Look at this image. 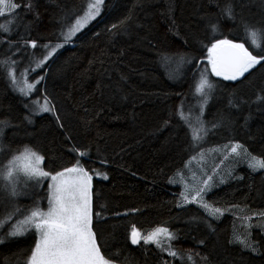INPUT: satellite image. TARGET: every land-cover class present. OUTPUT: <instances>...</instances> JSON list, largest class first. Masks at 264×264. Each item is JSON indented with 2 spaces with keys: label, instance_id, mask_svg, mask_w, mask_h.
<instances>
[{
  "label": "trees",
  "instance_id": "16d2710c",
  "mask_svg": "<svg viewBox=\"0 0 264 264\" xmlns=\"http://www.w3.org/2000/svg\"><path fill=\"white\" fill-rule=\"evenodd\" d=\"M15 3L20 21L0 16L8 29H0V168L28 148L41 154L50 175L32 182L18 175L15 195L0 179V220L7 221L0 264H27L37 235L11 236V228L47 206L51 175L78 162L107 174L93 179L92 229L111 262L264 264V168L235 164L206 193L220 215L183 203L181 186L171 183L208 147L241 145L264 160V62L230 80L210 71L208 58L217 40L264 54L249 47L244 27L264 28V0H106L102 14L68 43L63 34L83 0ZM6 42L37 51L36 58L46 45L63 47L32 71L36 58L15 68L14 54L3 52ZM17 70L39 80L38 94L16 89L10 73ZM202 77L212 87L200 93ZM42 97L54 110L34 114L32 102ZM133 226L140 234L170 229L176 255L143 239L133 244Z\"/></svg>",
  "mask_w": 264,
  "mask_h": 264
},
{
  "label": "snow or ice",
  "instance_id": "6c2138e0",
  "mask_svg": "<svg viewBox=\"0 0 264 264\" xmlns=\"http://www.w3.org/2000/svg\"><path fill=\"white\" fill-rule=\"evenodd\" d=\"M103 4L104 0H92L88 4L84 17L77 19L76 24L69 28L67 33L63 34L64 42H70L71 37L76 32L92 19H95L100 14ZM17 7L19 5L15 3V0H0V16L6 13H14ZM229 15H231L230 12ZM244 27L249 47H252L253 50L260 48L261 52H264V48H261V42L264 41V28H256L250 25ZM0 29L8 31L3 24H0ZM213 31H215V26H213ZM31 43L33 47H36L35 41ZM60 47H63V45L58 44L53 47L44 57V60L37 64V67H40ZM209 53L211 54L212 70L215 75L230 80L238 79L256 65L264 62V54L253 55L243 43H233L231 40H217L209 48ZM10 75L15 80L14 73H10ZM34 86V84L26 83L28 90H31ZM205 87L210 89L212 85L206 78L202 77L197 85V92L203 93ZM20 91L27 94L25 88H20ZM48 103L45 98V104L41 106L40 110L44 112L53 111L54 109L48 107ZM194 138H201L199 130L194 132ZM241 147L240 145H233L231 153L238 154V149ZM81 155H86V153H81ZM42 162V156L31 149L25 148L20 155L14 156L8 165L0 168V179L9 181L12 185V194L15 195V180L18 179L21 171L28 178L50 175L40 167ZM250 167L264 168V160L251 157ZM73 173L74 176L70 175ZM51 179L53 183L50 185L48 210L43 211L37 206L23 220L17 221L13 231L9 233L11 236L23 235L29 228H35L39 233L40 238L31 251L27 264H111L110 260L101 254L95 233L91 228L92 211L89 195L91 176L77 165L56 173ZM204 184L207 186V181ZM204 191V187L198 189L196 195L192 198L193 201H196L197 197L202 199L201 194ZM184 198L188 202L186 195ZM203 206L209 208L212 215L221 212L218 208L211 209L207 204ZM8 219H11V215ZM6 222V220H0V227ZM161 234L169 239L173 238L172 233L167 228L162 227L156 228L147 236L142 237L133 226L132 243H139L140 239H143L145 243L155 242L159 246L158 237ZM236 239L239 240L240 237L237 236ZM241 242L245 243L246 246H250L247 245L246 241ZM170 254L176 255L175 252Z\"/></svg>",
  "mask_w": 264,
  "mask_h": 264
},
{
  "label": "rangeland",
  "instance_id": "374dc122",
  "mask_svg": "<svg viewBox=\"0 0 264 264\" xmlns=\"http://www.w3.org/2000/svg\"><path fill=\"white\" fill-rule=\"evenodd\" d=\"M91 2H92V0H83V3L85 6H84L82 12L74 19V21L69 26H67L65 33H67L69 31V28H71L73 25L76 24L77 19H81L82 17H84V15L88 9V4ZM105 2H106V0H104V4L101 8L100 14L98 16H96L95 19H92L90 22H88L83 28H81L78 32H76V34L81 32L82 30H84L88 25H90L94 20H96L102 14ZM4 16L6 18L9 17L11 23H15V22L17 23L18 21H20V17H18L15 12L14 13H6ZM74 36H72V37H74ZM233 43H235V42H233ZM58 44H62V43L58 42V43H52V44L47 45V47H46L47 53L44 55V57L47 56L48 52L51 51V49ZM58 49H57V51H58ZM44 51H45V47L43 48V53H44ZM3 52H12L14 54V62H15L14 66H15V68H20L22 65L28 64V62H30L31 60L36 58V56H34V54L37 51L32 50V49L28 50L25 45L14 46L12 43L6 42L3 46ZM40 54H41V51L38 52V56ZM210 55L211 54L209 53L208 58L210 61V67L212 69V63H211ZM44 57H37L39 59L36 58L35 63L32 67V71L39 69L50 58L49 57L46 61H44V63L40 67H37V64L40 61L44 60ZM25 69H27V68H25ZM210 71L213 72V70H210ZM14 75H15V79H16V80H14V82L16 84H18L21 88H25L27 95H29L30 93L32 95L38 94L37 86H38L39 80H37V79L36 80H30L28 77V72L25 70L14 71ZM26 83H31V84H34L35 86L31 90H28L26 88ZM16 89L20 91V89H18V88H16ZM210 92H211V90L209 91L207 97L204 96V98L206 97L203 100L204 102H206L209 99ZM42 98H46V97H42ZM36 99H37V97H36ZM47 101H48V99H47ZM44 104H45V99L35 100V101L33 100L32 106H31L35 110V112H33V113L34 114L45 113L44 111L40 110L41 106H43ZM48 107L51 108L50 103H48ZM47 112H50V111H47ZM231 147H228L227 151H226L225 146L208 147L205 150L200 151L198 154L191 157L190 160L187 162L188 164L186 165V167L182 171H180L175 177H173L171 179V183H177L181 186L182 194H183L182 195L183 203H187L185 201V198H184L186 195L188 202H196V203H199L201 205H204V204L209 205L205 199L206 193L209 190H211L212 188H214L215 186H217L216 183L224 182L228 177H230L233 173V168H234L235 164H246V165L250 166L251 157H256V158L262 160L258 156L251 154L247 149L243 148V146L240 149H238V154L237 153H231ZM31 150L38 153L41 156V154L39 152H37L33 149H31ZM245 150H246V152H245ZM77 165L79 167H82L88 173V175L91 176L89 195L91 198V211H92L91 189H92L93 179L94 178H105V176L107 177V174L105 172L98 171V170H96L92 173V172L88 171L82 164H76L74 166H77ZM74 166H72V167H74ZM40 167L44 171L42 164L40 165ZM72 167H70V168H72ZM255 169H261V168H255ZM63 171L64 170H62L60 172H63ZM19 175H23V176L27 177V180L29 182H32L34 180V178H28V176L26 174H24L23 171H21L19 173ZM54 175H56V173L51 175V177ZM70 175L74 176L75 174L73 173ZM51 177L49 179L48 204L45 208L39 207L43 211H47L48 207H49L50 185H52V183H53ZM209 177H211V179H209ZM36 178H42V177H36ZM205 181H207V186H205V184H204ZM201 187L205 188V191L201 194L202 199L200 197H197V200L193 201V199H192L193 196L196 195V191L198 189H200ZM210 208L215 209L216 207L210 206ZM207 209L209 210V212H211L209 208H207ZM218 209H220V208H218ZM220 210H221V212L217 213L216 215H220L223 213V210L222 209H220ZM30 212L26 215H29ZM25 216L18 219L17 221L23 220L25 218ZM92 220H93V213H92ZM15 225H16V223H14V225L12 226L11 231H13V228ZM91 228H92V221H91ZM31 230L35 231V233L37 235V241H38L40 237H39V233L37 232V230L35 228H29L24 234H26L27 232H30ZM92 231H93V229H92ZM168 231L170 233H172L173 238L169 239L168 237L161 234V236L158 237V239L160 241L159 246L168 253H172V252L177 253L176 252L177 250L173 249V245H172V241L175 239V234L170 229H168ZM151 232H153V230ZM151 232H149V233H151ZM149 233H147V234L141 233L140 235L143 237V236H147ZM17 236H20V235H17ZM155 244H157V243H155ZM180 257H181V259H189V256H186V255H181ZM111 264H116V263L111 262Z\"/></svg>",
  "mask_w": 264,
  "mask_h": 264
},
{
  "label": "water",
  "instance_id": "95a60500",
  "mask_svg": "<svg viewBox=\"0 0 264 264\" xmlns=\"http://www.w3.org/2000/svg\"><path fill=\"white\" fill-rule=\"evenodd\" d=\"M131 241H132V238H131ZM134 244V243H133ZM135 244H138V243H135Z\"/></svg>",
  "mask_w": 264,
  "mask_h": 264
},
{
  "label": "bare ground",
  "instance_id": "6f19581e",
  "mask_svg": "<svg viewBox=\"0 0 264 264\" xmlns=\"http://www.w3.org/2000/svg\"><path fill=\"white\" fill-rule=\"evenodd\" d=\"M61 123V122H60ZM56 127H58V126H56Z\"/></svg>",
  "mask_w": 264,
  "mask_h": 264
}]
</instances>
